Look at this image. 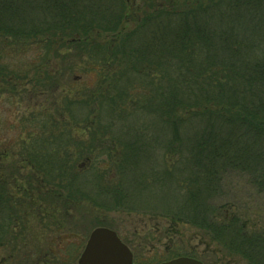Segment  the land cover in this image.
<instances>
[{"label": "trees", "instance_id": "1", "mask_svg": "<svg viewBox=\"0 0 264 264\" xmlns=\"http://www.w3.org/2000/svg\"><path fill=\"white\" fill-rule=\"evenodd\" d=\"M4 42L36 55L29 71L0 60V97L30 103L19 150L0 152V264H43L30 229L70 235L59 210L126 209L127 190L166 233L189 224L264 264V215L251 225L226 200L235 175L264 195V0H0ZM181 256L216 264L175 242L134 264Z\"/></svg>", "mask_w": 264, "mask_h": 264}, {"label": "rangeland", "instance_id": "2", "mask_svg": "<svg viewBox=\"0 0 264 264\" xmlns=\"http://www.w3.org/2000/svg\"><path fill=\"white\" fill-rule=\"evenodd\" d=\"M129 23V22H128ZM130 25V23H129ZM128 27V25H126ZM102 38L98 39L101 40ZM34 46L25 48L19 44H10L7 42L0 44V60L4 63H8L11 66L18 67L20 70H30L32 60L36 55ZM55 64V63H54ZM49 66H53L51 63ZM52 68V67H51ZM31 76L32 72H29ZM69 75V74H68ZM69 77H72L71 75ZM74 79V78H72ZM17 81L20 86H31L27 81ZM34 82V81H33ZM31 82V84H33ZM54 96H58L54 95ZM27 100H21L14 95L4 93L0 97V152H17L19 150L18 142L22 137L23 124L20 123V118L23 113L29 109ZM34 105V103H32ZM33 107V106H31ZM70 134L71 133H67ZM24 135V134H23ZM75 136V135H74ZM72 138V137H68ZM18 159L6 162L3 164V168L6 169V173L14 172L15 168L18 169ZM29 171V170H28ZM28 173V172H27ZM245 178L240 175L233 176L228 185V195L226 200L236 205V210L245 214V219L249 221L251 225L255 223L252 220L260 222L259 215H264V195H261L254 191L249 185L245 183ZM128 189V188H127ZM126 199L124 200V206L126 209L92 211L87 207V203H80L74 205L73 208L63 209L61 216L69 220L67 225H70L74 231L69 232L70 235L65 233H54L56 236L51 237L57 241L58 244L64 248L62 253V261H55L53 259L54 249L49 248L51 246L49 231L45 233L46 229H38V232L30 229L27 239L33 243L36 240L35 236L39 235L42 246L48 245L43 249L44 253L42 257H46L43 261L49 260L48 264H79L78 259L86 245V242L91 232L97 227H107L115 230L119 237L131 248L133 253L137 252L139 260L143 263L150 261L153 258H160L164 249L172 242L177 243L178 246L183 247L184 251L191 252L197 251L198 253H205L211 257L216 264H246L239 257L231 256L222 249L218 248L215 242L211 241L208 235L200 229L185 223H179L176 225L178 231L174 233H166L169 228V223L158 215L151 213H141L140 211H128V190L125 193ZM93 207V206H92ZM96 209V208H94ZM97 210V209H96ZM262 210V211H261ZM99 220V221H98ZM101 221L102 224H99ZM49 225H52L51 223ZM159 229L163 238L159 234L153 236L152 231ZM73 232V233H72ZM167 234L169 236H167ZM166 235V236H165ZM7 250L0 249V261L4 260L7 254ZM34 255V253H32ZM64 254V255H63Z\"/></svg>", "mask_w": 264, "mask_h": 264}, {"label": "water", "instance_id": "3", "mask_svg": "<svg viewBox=\"0 0 264 264\" xmlns=\"http://www.w3.org/2000/svg\"><path fill=\"white\" fill-rule=\"evenodd\" d=\"M79 264H134V253L119 237L107 227L94 229L78 259ZM158 264H205L199 259L181 256Z\"/></svg>", "mask_w": 264, "mask_h": 264}]
</instances>
